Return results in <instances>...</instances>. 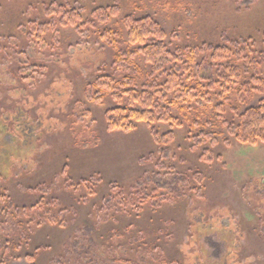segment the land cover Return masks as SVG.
<instances>
[{
    "label": "rangeland",
    "instance_id": "rangeland-1",
    "mask_svg": "<svg viewBox=\"0 0 264 264\" xmlns=\"http://www.w3.org/2000/svg\"><path fill=\"white\" fill-rule=\"evenodd\" d=\"M67 2L85 20L113 18L90 36L64 29L60 51H41L26 30L45 5ZM128 17H151L171 48L236 50L238 87L264 82L254 54L264 55V0H0V264H264V144H239L208 112L196 130L154 125L175 135L163 159L147 124L110 130L117 105L89 98L120 74L100 33ZM156 177L167 189L152 183L160 201L144 208L136 186ZM113 188L135 203L108 209Z\"/></svg>",
    "mask_w": 264,
    "mask_h": 264
},
{
    "label": "trees",
    "instance_id": "trees-1",
    "mask_svg": "<svg viewBox=\"0 0 264 264\" xmlns=\"http://www.w3.org/2000/svg\"><path fill=\"white\" fill-rule=\"evenodd\" d=\"M44 7L45 17L36 18L26 30L27 39L42 48L41 51L50 47L60 51V34L64 29H75L79 35L90 36L103 22L113 18V13L98 11L85 20L83 9L68 2ZM114 13L117 14L116 11ZM118 27L119 33L115 31L107 35L103 31L100 36L111 41L116 52L112 67L120 74L116 78L99 79L93 88L97 94H88L90 99L93 96L92 101L110 98L117 105V108L106 113L110 130L129 133L137 125L147 124L158 147L157 153L167 159L170 151L165 148L174 142L175 135L172 131L162 135L153 128L155 124L180 129L187 125V129L196 130L208 112H216L211 116L222 121L223 126H228L230 134L239 144L252 147L264 144V99L259 101L258 106H246L254 95L264 94V82L259 80L253 86L245 84L244 88L238 87L239 76L245 67L240 52L223 47L213 49V53L206 48L197 52L176 46L171 48L168 34L151 17L138 20L128 17ZM124 33L126 36H122ZM5 41L0 39V44L6 45ZM254 54L256 66L264 64V55ZM226 61L230 62L226 64ZM203 67L211 72L208 81L202 77ZM234 92H238V100L244 108L235 107L232 103ZM213 121L208 126H212ZM152 183H157L160 189H167L160 177L147 178L144 184H137V189L141 188L142 191L138 201L144 208L150 203L157 206L160 201L151 197L149 186ZM113 190L116 198L111 197L106 201L109 203L108 209L128 207L135 203L133 197L125 199L118 190ZM121 208L118 210L121 211ZM22 218L25 222L26 217ZM210 244L218 254L221 247L212 242Z\"/></svg>",
    "mask_w": 264,
    "mask_h": 264
}]
</instances>
